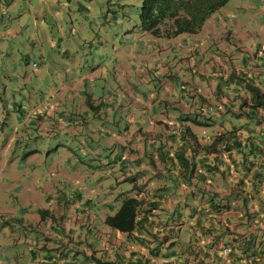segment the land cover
Listing matches in <instances>:
<instances>
[{
    "label": "rangeland",
    "instance_id": "1",
    "mask_svg": "<svg viewBox=\"0 0 264 264\" xmlns=\"http://www.w3.org/2000/svg\"><path fill=\"white\" fill-rule=\"evenodd\" d=\"M140 4L141 0H0V264L115 262L117 257L109 251L117 247L113 238L100 240L112 227L98 222L115 213L131 184L153 183L156 178H145L141 170L129 174L115 163L116 155L128 156L119 135L124 132L121 126L131 131V121L122 123L116 114V122L107 129L94 120L93 111L86 116L75 91L92 81L102 86L103 79L109 81L129 59L131 74L134 65L157 68L154 62L165 60V69L178 76L170 84L196 106L195 115L203 121L196 129L201 139L222 131L223 116L228 121L236 118L239 125L233 127L243 140L249 127H255V120L234 108L202 115V102L183 92V82H188L183 76L194 80L195 87L201 78L215 77L212 58L218 56L220 42L209 41L198 54L185 52L180 39L156 37L141 28ZM240 10L247 11L248 27H264V0H233L218 15L227 13L233 22ZM6 27L13 33L3 34ZM250 31L263 40V33ZM51 36L64 40L65 55L63 46L51 48ZM175 42L182 47L179 54L170 47ZM165 43L168 57L167 50L159 49ZM190 45L188 40L186 48ZM30 50L38 55L29 56ZM94 71L79 84L81 74ZM157 76V71L148 74L147 104L174 106L172 91L167 95L155 85ZM160 94L164 101H158ZM220 99L224 102L223 97H210L209 103L215 107ZM115 264L123 263L117 258Z\"/></svg>",
    "mask_w": 264,
    "mask_h": 264
},
{
    "label": "crops",
    "instance_id": "2",
    "mask_svg": "<svg viewBox=\"0 0 264 264\" xmlns=\"http://www.w3.org/2000/svg\"><path fill=\"white\" fill-rule=\"evenodd\" d=\"M223 7L215 12L202 29L194 33L193 36L188 37L181 34L169 37L160 36L173 38V40L180 39L185 52L194 51L197 54L208 47L209 41L220 42L218 56L212 58L213 70L216 71L215 77L201 78L198 87H195L194 80L191 83L189 78L183 76L188 81L183 82L186 84L183 92L188 91L187 97L202 102L199 110L202 115L209 112L211 116L212 111L223 113L229 108L238 109L240 112L247 110V107H239L238 97L231 100L237 94L247 96L240 88L239 77L253 80L264 90V27H260L259 30L248 27L249 18L245 10L235 11L239 17L233 22H229L226 18L227 13L218 15ZM250 30H254L257 34L263 33V40L255 39ZM11 33H13L11 27H6L3 31V34ZM202 33H205L204 36ZM223 33L225 35H222ZM228 39H234V43L229 42ZM188 40H191L190 48H186ZM224 41L225 43L221 45ZM49 42L51 48L63 46L65 48L63 53L66 54L67 47L64 40L61 41V38L51 36ZM151 44H157V42L152 41ZM175 44L170 47L179 54V49L182 47L176 42ZM168 48L166 43L159 44V49L167 50L166 57L170 55ZM32 55L34 57L38 54L30 50L29 56ZM45 58L50 60L48 54L45 55ZM154 64L157 68H146L144 63L138 66L134 65V72L131 74L129 73L131 60L129 59L127 64L117 68V73H114L109 81L103 79L102 86L92 81L90 84L86 83V87L81 86L75 91V96L79 98V106L83 107L82 111L86 116L90 115L89 110L93 111L94 120L97 119L101 124H106L107 129H110L111 125L116 122V114L120 116L122 123L131 121L129 126L131 131L128 127L121 126L124 132L119 135L122 140L121 144H125L124 150L128 152V156H121L115 163L129 174L141 170L142 174L146 176L145 178H156L153 183L135 181L131 184L128 193L142 199L144 207L150 204L158 207L159 210H154V214L147 213L148 216L151 215L152 219H142L136 224V228L128 234L113 228L112 232L104 230L100 240L104 243L107 238H113L112 243L117 247L109 249V251L123 264H246V256L252 250V247L247 249V242L252 240L255 247H258L259 244L257 217L248 219L243 216L242 212L231 207L230 210L214 218L213 225L226 230L227 233L220 236L218 240L216 238V242L211 243L205 238L202 241L199 239V235L189 232V226L193 219L185 218V220L183 215L178 218V211L174 212L183 206L187 209L189 203L200 207L206 205L204 200L200 202L199 197L191 199V196H185V192L192 191L193 186H184V184L178 186L177 182L173 181L180 168L177 157L179 150L183 149L185 156L189 159H192V155L198 158L199 154H206L210 161H214L212 159L214 155L221 156L217 161L215 160L222 166L221 168H225V164L229 163V160L223 151L206 153L203 150L201 145L207 144L209 139H201V136L196 132V129L200 130L203 124L202 119L195 115L196 106L193 103L190 104L184 94H179L178 89L172 87L170 83H173L178 76L165 69V60L163 58L156 60ZM97 66L100 65L94 67ZM186 70L187 68L185 73ZM156 71L158 83L155 85L160 90L167 92V95L170 90L172 91L170 100L174 106L170 104V106L158 108L156 103L147 104V77L149 73ZM88 73L87 76L82 74L79 76V84L80 81L89 80V76L94 75L95 71ZM210 97H223L224 102H221L220 99V104L213 107L209 103ZM172 98H178V100ZM158 101H164L161 94L158 95ZM168 103L170 102L165 105ZM175 110L183 116L177 117ZM150 111L153 116L150 115ZM210 121L216 122L211 117ZM227 125L230 128L239 124H237L236 118L228 121L223 116L220 129H225ZM194 134L197 135V138L194 137ZM184 143H187L185 148ZM148 157H150L149 163H143V160ZM136 162L138 163L136 164ZM233 175L235 173L223 177L218 171L212 176L209 175L206 183L199 188L216 193L218 200L224 198L223 201L229 202L230 205H237L240 200L230 201L226 198L227 194L238 191V187L230 181ZM247 184L248 190L252 194V190L249 189L250 183L247 182ZM251 198L253 208L257 209L262 206L253 197ZM98 223L106 224L104 219ZM211 225L212 223L209 226ZM228 229L233 233L228 234ZM97 232H99L98 229ZM222 244H228L227 246L232 252L228 256H219L217 261V256L215 257L214 254H220V250L224 248ZM115 262L109 261L108 264H115Z\"/></svg>",
    "mask_w": 264,
    "mask_h": 264
},
{
    "label": "trees",
    "instance_id": "3",
    "mask_svg": "<svg viewBox=\"0 0 264 264\" xmlns=\"http://www.w3.org/2000/svg\"><path fill=\"white\" fill-rule=\"evenodd\" d=\"M229 1L231 0H141L138 13L140 26L156 37L197 33L206 21ZM238 79L242 92L247 96L237 94L231 100L238 97L239 107H247V110L240 115L255 120L253 123L255 127H249V135L244 140L237 134V129H234L237 126L234 125L231 126L233 128L221 129L222 131L209 138L207 144L201 145L206 153L216 151L226 153L229 163L225 164V168H221L222 166L215 162L221 156L214 155L212 157L214 161H210L206 154H199L197 159L192 155V159H189L183 149L178 151L180 168L173 181L177 182L178 186L181 184L193 186V190L185 192V196H191V199L199 197L200 202L204 200L206 205L200 207L189 203L187 209L183 206L174 212L178 211V218L183 215L184 219H193L189 232L199 235L202 241L205 238L211 243L227 233L226 230L213 225L214 218L230 210L231 207L242 212L248 219L257 217L259 244L255 247L252 240L247 242V249L252 247V250L246 256V264H264V90L253 80H245L243 77ZM194 137L197 138V135L194 134ZM186 144H183L184 148ZM120 157L116 155V161ZM218 171L223 177L235 173L231 177L233 180L230 181L238 187V191L227 194L226 198L230 201L240 200L237 205H230L229 202L223 201L224 198L218 200L216 193L200 190L199 187ZM247 182L250 183L249 189L252 190V194L248 190ZM251 197L262 206L253 208ZM143 203L142 199L128 193L122 194L121 204L113 215L106 216L105 223L120 232L131 233L142 219H152L151 215H147L148 212L154 214V210H159L154 204L144 207ZM211 223L212 225L209 226ZM230 233H233L232 230H229L228 234ZM227 245L222 244L224 248L220 250V254H214L215 257L217 256V261L219 256H228L232 252ZM223 249L227 250L226 254L222 253Z\"/></svg>",
    "mask_w": 264,
    "mask_h": 264
},
{
    "label": "built area",
    "instance_id": "4",
    "mask_svg": "<svg viewBox=\"0 0 264 264\" xmlns=\"http://www.w3.org/2000/svg\"><path fill=\"white\" fill-rule=\"evenodd\" d=\"M222 252H223V254H226L227 250H226V249H223V251H222Z\"/></svg>",
    "mask_w": 264,
    "mask_h": 264
}]
</instances>
